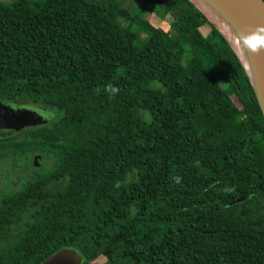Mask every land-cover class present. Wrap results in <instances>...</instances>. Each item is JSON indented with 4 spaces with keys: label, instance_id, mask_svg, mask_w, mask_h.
I'll use <instances>...</instances> for the list:
<instances>
[{
    "label": "trees",
    "instance_id": "obj_1",
    "mask_svg": "<svg viewBox=\"0 0 264 264\" xmlns=\"http://www.w3.org/2000/svg\"><path fill=\"white\" fill-rule=\"evenodd\" d=\"M0 102L53 115L0 130V160L53 161L0 195V264H264L263 119L185 0H0Z\"/></svg>",
    "mask_w": 264,
    "mask_h": 264
},
{
    "label": "water",
    "instance_id": "obj_2",
    "mask_svg": "<svg viewBox=\"0 0 264 264\" xmlns=\"http://www.w3.org/2000/svg\"><path fill=\"white\" fill-rule=\"evenodd\" d=\"M209 1L212 4L211 6H213L217 13H221L235 27L241 37L248 36L253 33L258 27L264 26L263 0ZM225 41L232 49L230 43L226 39ZM232 50L235 53L234 49ZM251 55L253 58V81L251 80L250 83L253 87L264 123V81L262 77V66L264 65V50H261V52H259L258 54L251 53ZM52 116L53 115L49 110L42 107L30 104L0 102V130L28 128L42 125L49 121ZM80 261V256L74 250L62 248L46 257L38 264H80Z\"/></svg>",
    "mask_w": 264,
    "mask_h": 264
},
{
    "label": "rangeland",
    "instance_id": "obj_3",
    "mask_svg": "<svg viewBox=\"0 0 264 264\" xmlns=\"http://www.w3.org/2000/svg\"><path fill=\"white\" fill-rule=\"evenodd\" d=\"M188 4H190L195 10L199 11L202 17L205 19L206 23L212 25L211 22L207 19V16L198 8L196 4V0H185ZM209 5H212L209 0H205ZM140 4H137L132 8V12L135 13L138 10ZM147 8V12L145 13V20L156 27L166 29L167 25L165 22L159 20L155 17L150 11V6L145 5ZM213 8V6H211ZM215 10V9H214ZM216 11V10H215ZM217 12V11H216ZM117 22L123 26L122 21L117 19ZM200 34H202L205 38L209 36V28L207 25H203L198 28ZM53 166V161L47 158V156H34L31 155L26 158L24 161L18 160L16 157H7L3 160H0V195L5 193L10 187H17L18 178L25 180L28 177L34 175L36 172L49 169ZM61 184L60 182L51 185V190ZM29 215H26L23 221L28 220ZM23 224V222H19L16 226H13L10 229L9 234L0 239V248L8 245L13 240H15L18 236V227ZM103 262V257H99L95 264H101Z\"/></svg>",
    "mask_w": 264,
    "mask_h": 264
},
{
    "label": "bare ground",
    "instance_id": "obj_4",
    "mask_svg": "<svg viewBox=\"0 0 264 264\" xmlns=\"http://www.w3.org/2000/svg\"><path fill=\"white\" fill-rule=\"evenodd\" d=\"M198 8L207 16L211 24L224 36L234 49L250 81H253V58L250 51L246 50L240 38L241 35L235 27L221 14L217 13L205 0H196ZM264 81V65L262 66Z\"/></svg>",
    "mask_w": 264,
    "mask_h": 264
},
{
    "label": "clouds",
    "instance_id": "obj_5",
    "mask_svg": "<svg viewBox=\"0 0 264 264\" xmlns=\"http://www.w3.org/2000/svg\"><path fill=\"white\" fill-rule=\"evenodd\" d=\"M240 39L246 50L258 54L261 50H264V26L258 27L253 33ZM106 91L110 96H114L119 90L109 85Z\"/></svg>",
    "mask_w": 264,
    "mask_h": 264
}]
</instances>
